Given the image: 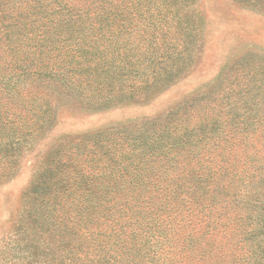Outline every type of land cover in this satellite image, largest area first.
Returning a JSON list of instances; mask_svg holds the SVG:
<instances>
[{"label": "trees", "instance_id": "obj_1", "mask_svg": "<svg viewBox=\"0 0 264 264\" xmlns=\"http://www.w3.org/2000/svg\"><path fill=\"white\" fill-rule=\"evenodd\" d=\"M29 1L0 4L3 18L14 9L0 30L8 177L52 127L54 98L103 109L149 96L189 69L203 22L198 0ZM244 64L233 101L211 97L195 122L174 115L59 140L17 219L25 264H264V169L256 147L245 157L233 148L264 146V62Z\"/></svg>", "mask_w": 264, "mask_h": 264}, {"label": "rangeland", "instance_id": "obj_2", "mask_svg": "<svg viewBox=\"0 0 264 264\" xmlns=\"http://www.w3.org/2000/svg\"><path fill=\"white\" fill-rule=\"evenodd\" d=\"M7 1L0 0V4ZM198 4L203 20L200 46L194 51L193 62L184 74L149 96L139 95L134 102L103 109L92 108L68 97L54 98L52 127L37 137L29 149L16 156L17 167L11 177L0 162V174L3 171L0 175V264H25V255L29 252L25 247L28 237L23 229H17V219L27 210L24 194L38 163L59 140L68 138L74 141L98 132L129 130L146 120L174 115L195 122L206 116L204 110H207L211 97V104L224 105L226 101H233L236 82L243 80L240 82L243 83L249 77L243 78L247 69L244 62L249 65L264 62V6L253 8L238 0H198ZM13 10L6 9L4 18L0 15V30L9 23L6 18ZM32 10L33 18L40 15L36 8L32 7ZM258 58L260 63H257ZM256 99L253 97L254 101ZM259 107L260 110L264 108V97L259 99ZM255 147L258 156L252 155V163L263 170L264 146L260 143L253 145L247 139L237 147L233 146L239 152L244 150V157Z\"/></svg>", "mask_w": 264, "mask_h": 264}]
</instances>
